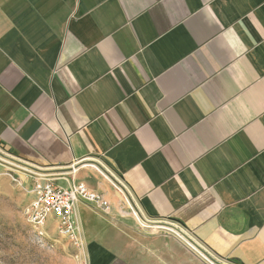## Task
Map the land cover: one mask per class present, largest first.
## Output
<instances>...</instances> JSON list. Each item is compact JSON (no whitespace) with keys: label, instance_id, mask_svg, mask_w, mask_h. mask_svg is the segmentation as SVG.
<instances>
[{"label":"crops","instance_id":"0c3cea01","mask_svg":"<svg viewBox=\"0 0 264 264\" xmlns=\"http://www.w3.org/2000/svg\"><path fill=\"white\" fill-rule=\"evenodd\" d=\"M0 145L105 193L86 264H264V0H0Z\"/></svg>","mask_w":264,"mask_h":264},{"label":"rangeland","instance_id":"374dc122","mask_svg":"<svg viewBox=\"0 0 264 264\" xmlns=\"http://www.w3.org/2000/svg\"><path fill=\"white\" fill-rule=\"evenodd\" d=\"M7 153L0 145V264H86L84 255L78 253L68 238L54 233L56 221L48 222L53 232L47 236L34 232L25 215L33 196L10 176L15 174L16 166ZM118 205L126 212L125 218H130L137 227L144 226L141 221L151 223L130 196L123 197ZM111 208L110 202L107 211H96L109 215Z\"/></svg>","mask_w":264,"mask_h":264},{"label":"built area","instance_id":"2783aa9c","mask_svg":"<svg viewBox=\"0 0 264 264\" xmlns=\"http://www.w3.org/2000/svg\"><path fill=\"white\" fill-rule=\"evenodd\" d=\"M14 164L15 174L10 176L33 196L25 208V215L34 232L42 237L47 236L53 232L48 222L54 220V233L68 238L78 253L85 255V239L77 219L78 206L85 203L95 210L107 211L110 201L106 195L74 177L33 172L20 164Z\"/></svg>","mask_w":264,"mask_h":264},{"label":"water","instance_id":"95a60500","mask_svg":"<svg viewBox=\"0 0 264 264\" xmlns=\"http://www.w3.org/2000/svg\"><path fill=\"white\" fill-rule=\"evenodd\" d=\"M12 161L14 162V163H17V164H19V162H16V160H14V159H12ZM207 255V254H206ZM207 258H209L210 260H212L213 262H215V263H219V262H217L215 259H213V258H211L210 256H206ZM220 264V263H219Z\"/></svg>","mask_w":264,"mask_h":264},{"label":"bare ground","instance_id":"6f19581e","mask_svg":"<svg viewBox=\"0 0 264 264\" xmlns=\"http://www.w3.org/2000/svg\"><path fill=\"white\" fill-rule=\"evenodd\" d=\"M144 222V221H143Z\"/></svg>","mask_w":264,"mask_h":264}]
</instances>
